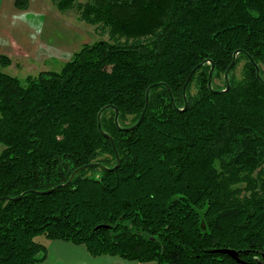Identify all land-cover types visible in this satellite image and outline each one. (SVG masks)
<instances>
[{
  "label": "trees",
  "instance_id": "trees-1",
  "mask_svg": "<svg viewBox=\"0 0 264 264\" xmlns=\"http://www.w3.org/2000/svg\"><path fill=\"white\" fill-rule=\"evenodd\" d=\"M55 5L108 36L24 83L0 69V264L43 261L39 235L92 256L264 264V0Z\"/></svg>",
  "mask_w": 264,
  "mask_h": 264
},
{
  "label": "crops",
  "instance_id": "crops-1",
  "mask_svg": "<svg viewBox=\"0 0 264 264\" xmlns=\"http://www.w3.org/2000/svg\"><path fill=\"white\" fill-rule=\"evenodd\" d=\"M14 1L0 0V55L9 57L10 66L19 61L25 65L52 64L54 60H67L71 57L75 51L72 43L78 40L75 41L74 37L68 45L66 43L69 40L65 42L63 39L49 43L42 35V29L49 22L61 23L63 27L70 29V34L77 32L85 36L83 43H88L86 38H90L89 33L85 31L81 34L77 24L57 15L46 0H28L25 9L16 8ZM9 65L0 69L4 71ZM46 70H51V67ZM39 242L45 246L46 256L38 264H156L110 255L92 256L85 246L64 240L44 237Z\"/></svg>",
  "mask_w": 264,
  "mask_h": 264
},
{
  "label": "rangeland",
  "instance_id": "rangeland-1",
  "mask_svg": "<svg viewBox=\"0 0 264 264\" xmlns=\"http://www.w3.org/2000/svg\"><path fill=\"white\" fill-rule=\"evenodd\" d=\"M80 1H84V0H80ZM46 3L51 7L52 11H54L57 15H61L64 17L65 20L77 24L81 34H84L85 31H87L90 35V38H86V41L88 43H92L99 38H107L108 35L106 33L102 32L100 30H97L94 25H90V24L80 20L79 19V13H78L76 8L68 9L66 11H60L55 5V0H46ZM42 35L44 36V38L49 43H51L53 40H57V39H63L65 42L67 40H69L68 43H66V45L70 44L72 39L75 37V41H76V39L78 40L76 43H74V42L72 43L75 51L78 50L84 44L83 42H85L84 41L85 36L80 35L77 32H75L74 34H72V33L70 34V29L67 27H63V25L61 23H58V22H56V23H54V22L50 23L49 22V23L45 24L44 28L42 29ZM69 59H67V60H69ZM67 60L66 59L65 60L57 59V60H54V62L52 64H38V65L33 64V63L25 65L24 63H22V61H19L16 63L13 62L11 66L9 65L8 68L4 69V72L7 74H10L12 76L18 77L21 80V82L24 83L25 82L24 79L26 78V76H28V75L36 76L42 70L44 71L50 67H51V70H53V71H59L62 68V66L64 65L65 61H67ZM10 62H11V60H10ZM27 63H29V62H27ZM243 63H244V60H241L240 62H238L235 65V67L233 69V73L235 76H237V77L240 76ZM214 81H215V84H217L219 86L222 85L221 79L220 80L215 79ZM191 92L192 93L195 92L194 87L191 88ZM1 149H2V145H0V150ZM94 172H97V171H94ZM44 237H45L44 235H39L35 238V240L41 241L44 239ZM80 245H82V244H80Z\"/></svg>",
  "mask_w": 264,
  "mask_h": 264
},
{
  "label": "water",
  "instance_id": "water-1",
  "mask_svg": "<svg viewBox=\"0 0 264 264\" xmlns=\"http://www.w3.org/2000/svg\"><path fill=\"white\" fill-rule=\"evenodd\" d=\"M235 58H236V54H234V57H233L231 63L229 64V66L227 67V69H226L225 72H224V80H225L226 88H225L224 90H222V91H226V90H228L229 87H230V82H229V79H228V73H229L230 68L233 66V64H234V62H235ZM201 65H202V63H201V64H198V65L193 69L192 72H194L195 69L199 68ZM212 69H213V64H212V66H211V70L209 71V75H208V83H207V85H208V87H209L210 89H211V80H212ZM255 69H256V73H257V75L259 76V68H258L257 65H255ZM192 72H191V74H192ZM186 83H187V82H186ZM147 92H148V90H147ZM169 93H170V92H169ZM170 95H171V93H170ZM171 99H172V98H171ZM172 101H173V99H172ZM147 104H148V98H146L145 107H144V109H143V111H142V113H141L139 119L137 120V122H136L133 126H131V127H129V128H133L134 126H137V125L141 122L142 117H143L144 112H145V109H146V107H147ZM186 106H187V104H186V102H185V107H184V108H186ZM116 116H117V112H116ZM116 116H115V118H116ZM127 129H128V128H127ZM107 136L110 138L109 135H107ZM116 157H117V162H116V165H115V166H117L118 163H119L118 156H116ZM81 168H83V167H81ZM113 168H114V167H113ZM78 170H79V169H76V170L74 171V173L71 175V177L69 178V180H68L66 183L61 184V185H58L57 187H60V186H67V185L70 183L72 176H73ZM53 189H54V188L48 190L47 192H49V191H51V190H53ZM214 251H215V252H220V253L228 254V255H230V256H231L236 262H242V261L239 259V257H238V253H237L235 250H233V249L221 248V249H216V250H214Z\"/></svg>",
  "mask_w": 264,
  "mask_h": 264
}]
</instances>
